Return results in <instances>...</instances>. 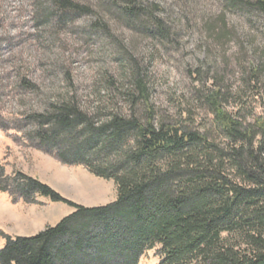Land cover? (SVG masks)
Masks as SVG:
<instances>
[{
    "label": "trees",
    "instance_id": "obj_1",
    "mask_svg": "<svg viewBox=\"0 0 264 264\" xmlns=\"http://www.w3.org/2000/svg\"><path fill=\"white\" fill-rule=\"evenodd\" d=\"M102 1L115 7L128 29L168 42L169 25L155 14V4ZM226 2L264 14V0ZM47 4L48 14L55 11L60 21L93 9L78 0ZM102 22L94 25L107 34ZM127 64L138 97L146 98L142 72L132 58ZM250 64L251 88L261 97L259 64ZM212 80L201 81L193 97L210 115L207 129L153 114L145 120L121 112L95 118L73 97L48 99L42 111L28 114L34 123L28 136L38 149L112 179L116 198L78 205L17 172L10 179L13 198L35 203L46 196L74 211L33 235L7 237L0 264H138L154 248L158 264H264V118L244 106L229 108L235 94ZM21 82L36 88L25 78Z\"/></svg>",
    "mask_w": 264,
    "mask_h": 264
},
{
    "label": "rangeland",
    "instance_id": "obj_2",
    "mask_svg": "<svg viewBox=\"0 0 264 264\" xmlns=\"http://www.w3.org/2000/svg\"><path fill=\"white\" fill-rule=\"evenodd\" d=\"M78 1L88 3L92 13L60 21L55 11L48 14L47 0H0V249L7 237L33 235L74 211L46 196L35 203L13 198L10 179L17 172L78 205L116 198L112 179L82 164H64L29 138L34 123L27 115L42 111L48 99L73 97L95 118L121 112L145 120L153 114L156 120L183 119L207 129L210 115L194 103V88L215 78L235 94L229 108L244 106V112L264 118L263 13L226 0H135L155 4V14L169 25L168 42H160L128 29L109 3ZM97 19L104 20L107 34L94 25ZM127 58L143 74L146 98L138 97L130 81ZM250 62L259 64L261 97L251 88ZM24 78L36 88L22 86ZM138 264H158L155 248Z\"/></svg>",
    "mask_w": 264,
    "mask_h": 264
}]
</instances>
